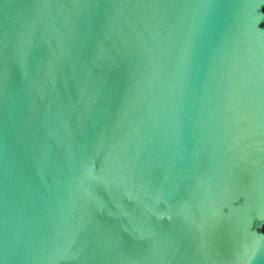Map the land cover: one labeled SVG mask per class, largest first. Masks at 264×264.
I'll list each match as a JSON object with an SVG mask.
<instances>
[{"label": "water", "instance_id": "95a60500", "mask_svg": "<svg viewBox=\"0 0 264 264\" xmlns=\"http://www.w3.org/2000/svg\"><path fill=\"white\" fill-rule=\"evenodd\" d=\"M0 264H264V0H0Z\"/></svg>", "mask_w": 264, "mask_h": 264}]
</instances>
